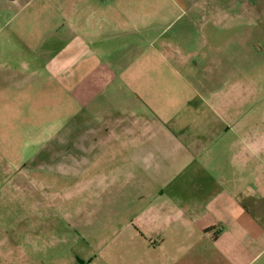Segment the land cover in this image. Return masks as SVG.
Wrapping results in <instances>:
<instances>
[{"label":"crops","instance_id":"obj_1","mask_svg":"<svg viewBox=\"0 0 264 264\" xmlns=\"http://www.w3.org/2000/svg\"><path fill=\"white\" fill-rule=\"evenodd\" d=\"M187 11L201 37H163ZM220 25L203 0H0L6 40L21 29L78 60L58 70L74 108L46 138L52 162L0 165V264H264V173L248 163L264 132L235 118Z\"/></svg>","mask_w":264,"mask_h":264},{"label":"rangeland","instance_id":"obj_2","mask_svg":"<svg viewBox=\"0 0 264 264\" xmlns=\"http://www.w3.org/2000/svg\"><path fill=\"white\" fill-rule=\"evenodd\" d=\"M203 2L214 9V14L221 21L220 27L215 29L218 34L236 38L233 45L236 66L234 77L241 96L236 99L241 104L235 108V118H245L252 134L264 132V0ZM210 13L206 11L204 15ZM196 15L200 14L187 11L163 31V37H187L192 40L201 37L202 31L206 29L190 26L192 20L198 19ZM185 22L189 27H181ZM8 30L0 28V165L50 163L52 141L46 138L50 137L51 132L68 131L73 119L68 116L74 108L71 96L58 83V70L62 74L67 73L68 70L64 69L71 68L78 60L66 58L69 51L66 43H58L59 40L54 42L52 38L46 37L40 43L41 36L27 37L21 33V29H18L15 39L6 40L4 33ZM22 30L30 31L25 28ZM37 44L41 45L40 50L36 51H39L38 54L24 53V47L31 50ZM251 45V56H244L243 53ZM47 46H50V52ZM4 51L11 53V59L3 58ZM75 109L80 112L77 121H82V108ZM42 137L45 139L42 140ZM225 155L220 158V163L227 165L231 159L230 155ZM248 163L252 169L262 168L264 173V151L250 155ZM3 174L0 172L1 179ZM1 189H4L3 185ZM61 229L64 230V227Z\"/></svg>","mask_w":264,"mask_h":264}]
</instances>
